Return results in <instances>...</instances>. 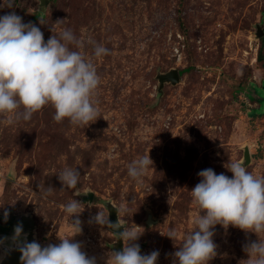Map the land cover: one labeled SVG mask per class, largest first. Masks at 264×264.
Segmentation results:
<instances>
[{"label": "rangeland", "instance_id": "rangeland-1", "mask_svg": "<svg viewBox=\"0 0 264 264\" xmlns=\"http://www.w3.org/2000/svg\"><path fill=\"white\" fill-rule=\"evenodd\" d=\"M40 5L15 0L12 8L0 7V16L14 11L39 27L45 42L71 29L110 54L94 58L92 43L81 49L101 80L100 117L88 126L55 122L51 106L11 125L0 116V258L28 239L27 223L42 247L71 236L62 205L75 199L83 209L81 231L70 239L96 264H107L121 240L94 219L102 211L109 221V204L127 209L118 213L124 229L140 228L135 243L142 255L158 251L156 264H173L199 212L190 191L200 171L231 178L227 166L242 164L247 146L244 166L264 176V113L249 114L260 106L253 85L264 81V36L256 37L258 26L264 30V0H48L43 14ZM188 67L158 95V72ZM147 154L152 168L137 183L128 166ZM65 168L80 172L75 189L58 179ZM48 187L53 191L44 197ZM18 224L22 234L14 241ZM213 231L217 255L208 264H245L244 245L260 239L232 226Z\"/></svg>", "mask_w": 264, "mask_h": 264}, {"label": "clouds", "instance_id": "clouds-1", "mask_svg": "<svg viewBox=\"0 0 264 264\" xmlns=\"http://www.w3.org/2000/svg\"><path fill=\"white\" fill-rule=\"evenodd\" d=\"M14 2L5 0L0 7L12 8ZM88 43L93 44L94 58L110 54L102 44L80 39L71 29H64L45 42L40 28L23 22L14 11L0 16V116L6 118L5 122L11 125L29 121L45 106L54 109L53 119L57 123L67 120L73 126H88L95 122L100 117L95 96L101 80L94 63L81 51ZM152 164L149 154L141 156L129 164L127 174L141 183ZM227 169L231 178L224 173L216 174L211 168L198 173L200 182L190 193L199 212L193 220V229L183 236L179 250L173 253V264H208L217 255L213 229L218 224L225 229L232 226L257 234L258 241L244 245L249 257L244 262L264 264V176L253 174L238 161L231 162ZM80 176L77 169L65 168L58 179L65 188L75 189ZM52 191L48 187L42 195L47 197ZM81 205L75 199L62 205L74 231L71 236L59 237V244L42 247L26 239L20 243L21 264H96L95 257H88L81 244L70 239L81 231L78 218L83 211ZM117 210L127 212L123 206ZM8 215L5 211V220ZM73 217L76 219L72 220ZM94 219L99 224L108 223L102 211ZM121 226L120 221L110 225L115 229ZM138 229L125 228L119 233L124 247L112 252L107 264H156L159 252L142 255L135 243L142 233ZM14 231L12 239L19 241L22 226L18 224ZM166 235L173 241L177 239L175 229H169Z\"/></svg>", "mask_w": 264, "mask_h": 264}, {"label": "water", "instance_id": "water-1", "mask_svg": "<svg viewBox=\"0 0 264 264\" xmlns=\"http://www.w3.org/2000/svg\"><path fill=\"white\" fill-rule=\"evenodd\" d=\"M48 3V0H41V5H40V9L39 11L43 14L45 11V5ZM262 36H264V30L262 28H260V26H258V30L256 33V37L257 38H261ZM157 80H158V95L161 96L163 94V87L166 83H170V84H177L180 82V78H181V74H180V70L177 68H171L166 72H158L157 76H156ZM248 162H250V152L248 147H245V152H244V160H243V165H246ZM91 196V194H90ZM108 210H109V221H108V225L110 227V225L112 224H116L119 220L118 218V210L116 207H114L112 204L108 205ZM152 221L151 216H148V220L147 222L150 224ZM30 226L33 227V224L31 223ZM110 229H112L114 232H116L118 235L120 232H122L124 230V226L122 225L119 229H115L113 227H110ZM34 231H32L29 234L28 239H26L27 242H33L35 241L34 239ZM36 242V241H35ZM16 243L14 246H12L13 248L10 250H4L3 256L0 258V264H21L20 261V256L21 253L18 251V245L20 244ZM124 247L123 245V241L122 239L119 241V244L117 245L115 251H120L122 250Z\"/></svg>", "mask_w": 264, "mask_h": 264}, {"label": "trees", "instance_id": "trees-1", "mask_svg": "<svg viewBox=\"0 0 264 264\" xmlns=\"http://www.w3.org/2000/svg\"><path fill=\"white\" fill-rule=\"evenodd\" d=\"M263 57L262 50H260L259 58L261 59ZM190 70V68H185L180 70V74H183L184 72ZM253 91L255 94V97L258 99L260 106L257 109L250 110V115L255 116L256 114H263L264 113V81L263 83L258 86L257 84L253 85Z\"/></svg>", "mask_w": 264, "mask_h": 264}, {"label": "flooded vegetation", "instance_id": "flooded-vegetation-1", "mask_svg": "<svg viewBox=\"0 0 264 264\" xmlns=\"http://www.w3.org/2000/svg\"><path fill=\"white\" fill-rule=\"evenodd\" d=\"M28 226H30V224H29V223H27V227H28ZM0 228H1V230H4V229H5V227L3 228V227H1V225H0ZM28 228H29V227H28ZM30 228L32 229V227H31V226H30ZM32 231H34V230L32 229V230H31V232H32ZM33 236H34V235H33Z\"/></svg>", "mask_w": 264, "mask_h": 264}]
</instances>
